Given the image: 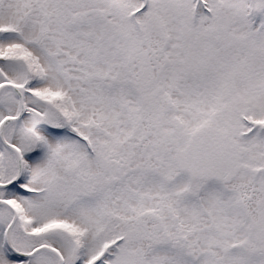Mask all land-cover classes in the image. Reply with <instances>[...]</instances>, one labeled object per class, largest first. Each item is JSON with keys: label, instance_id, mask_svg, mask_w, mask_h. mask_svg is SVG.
Masks as SVG:
<instances>
[{"label": "snow or ice", "instance_id": "snow-or-ice-1", "mask_svg": "<svg viewBox=\"0 0 264 264\" xmlns=\"http://www.w3.org/2000/svg\"><path fill=\"white\" fill-rule=\"evenodd\" d=\"M0 264H264V0H0Z\"/></svg>", "mask_w": 264, "mask_h": 264}]
</instances>
